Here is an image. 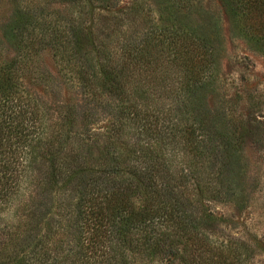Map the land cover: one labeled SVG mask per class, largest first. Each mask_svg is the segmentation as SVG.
Here are the masks:
<instances>
[{
	"label": "trees",
	"instance_id": "trees-1",
	"mask_svg": "<svg viewBox=\"0 0 264 264\" xmlns=\"http://www.w3.org/2000/svg\"><path fill=\"white\" fill-rule=\"evenodd\" d=\"M49 1L70 6L67 16L57 12L56 19H47L42 3L48 0H23L0 32L3 230L9 233L15 223L10 233L19 250L33 240L36 249L48 234L69 231L73 240H62L48 264H244L242 245L212 241L218 219L202 205L236 195L227 183L236 162L233 142L220 129L223 118L200 107L196 96L214 83L224 52L219 16L203 0H159L161 13L173 20L161 23L155 37L169 44L164 65L181 67L183 81L169 105L147 121L137 112L139 97L126 93L125 68L110 62L116 54L83 19L96 10L129 16L135 9L117 11L115 0ZM218 2L230 31L264 55V0ZM85 6L91 15L78 11ZM43 40L60 55L80 94L60 113L31 94L23 79L44 50ZM7 47L15 49L14 59H7ZM105 97L122 103L114 107ZM107 117L111 128H96ZM126 128L134 129L128 143L122 138ZM240 129V135L250 131ZM102 180L108 190L99 197ZM94 198L105 208L91 219ZM44 247L46 255L50 246ZM5 250L0 247V253Z\"/></svg>",
	"mask_w": 264,
	"mask_h": 264
},
{
	"label": "rangeland",
	"instance_id": "rangeland-1",
	"mask_svg": "<svg viewBox=\"0 0 264 264\" xmlns=\"http://www.w3.org/2000/svg\"><path fill=\"white\" fill-rule=\"evenodd\" d=\"M22 2L23 0H0V32L11 21L18 7L24 4ZM115 4L118 6L117 11L125 12L131 7L135 11L129 16L121 13L117 15L115 9L110 13L96 10L91 15V8L88 6L78 11H86L91 15L87 14L88 17L83 19L87 26H93L92 31L96 37L100 41L103 39L102 42L107 43L116 54L110 62L119 69L125 68L123 75L127 77L126 93H136L139 97L136 104L139 117L149 121L156 116L159 109L169 105L172 93L178 92L177 89L183 81L181 67L172 69L164 65L168 58L166 51L169 44L164 37H155L161 23L166 26L173 18L165 11L161 13L159 0H115ZM203 5L206 10L220 18L224 52L218 62L214 83L208 87L209 90L206 88L205 93L203 90L196 96L199 98L200 107L203 105L211 112L219 114V118H223L219 123L220 129L233 142L236 162L231 180L227 183L233 186L236 195L230 202L210 201L208 198V202H203L202 205L208 206L218 219L211 229L213 242H222L233 248L238 247L234 244L242 245L245 249L240 248V251L248 255L244 264H264V55L230 31L227 17L218 0H203ZM42 7V13L47 19H56L57 12L67 16V11L70 10V6L50 3L49 0L48 3H42ZM73 16H76L75 13ZM148 37H152L151 40ZM43 41L41 45L44 50L35 57L32 70H26L23 79L31 94L37 95L43 102L50 104L56 113H60L68 102H78L80 94L68 81V72L60 61V55L54 56V50L43 46L47 43L46 40ZM162 41L164 44H161ZM130 43L136 46L133 59L131 56L128 58ZM6 49L7 59H14L15 49ZM104 101L117 108L122 103L109 97H105ZM111 121L107 117L96 128H111ZM241 126L244 130L249 128L250 131L240 135ZM133 133L134 129L126 128L122 138L128 143L126 136L130 138ZM111 146L120 150L119 152L122 151L119 143ZM114 166L116 164L112 167L115 168ZM104 184V180L98 182L99 197L108 190ZM95 196H98L97 193ZM132 200L137 201V198ZM92 203L91 219H94L105 206L100 204L99 199L95 201V198ZM9 219L10 222L13 221ZM3 224L1 221L0 247L6 250L0 253V264H44L45 260L48 264L56 255V247L60 246L62 240H73L69 231L58 236L45 233L48 234L45 240L44 230L49 227L42 225L44 230L42 229L40 236L43 239L37 244V248L32 249L37 242L33 240L28 248L19 250L15 236L10 233L16 227L15 223L9 228V233L7 228L3 230ZM43 245L46 246L44 248L50 246L46 255Z\"/></svg>",
	"mask_w": 264,
	"mask_h": 264
}]
</instances>
